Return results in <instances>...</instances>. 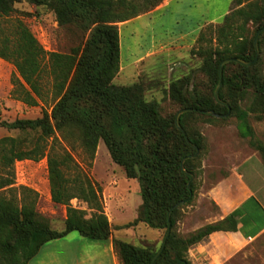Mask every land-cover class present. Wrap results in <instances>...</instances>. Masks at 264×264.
Returning a JSON list of instances; mask_svg holds the SVG:
<instances>
[{
	"label": "trees",
	"instance_id": "1",
	"mask_svg": "<svg viewBox=\"0 0 264 264\" xmlns=\"http://www.w3.org/2000/svg\"><path fill=\"white\" fill-rule=\"evenodd\" d=\"M22 1L47 8L59 27L73 25L87 33V38L68 53H59L46 52L20 22L10 34H0V59L15 69L10 96L34 107L45 102V87L49 85L52 99L39 118L0 121V128L19 133L18 137L0 138V192L15 189V162L46 159L51 202L65 207L64 228L57 231L39 219L33 190L15 189L20 200L0 193V264H28L45 244L70 233L91 241L111 236L113 226L104 211L101 188L70 154L78 145L90 167L100 141L125 178L138 182L140 191L135 219L114 230L144 225L161 232L163 239L171 211L169 236L153 264H193L191 247L214 233L236 232L238 211L188 234L180 231V223L184 210L197 196L196 178L208 148L197 122L223 126L233 120L238 137L258 152L264 167V144L250 124L251 116L264 118V31L258 38L260 56L254 64L223 66L219 99L224 105L214 97L218 69L224 60L251 62L255 58L254 37L264 27V0H232L222 23L200 30L190 50V56L198 58L200 64L164 90L165 99L177 106L164 115L158 102L146 99L141 83L114 84L121 65L118 25L153 11L163 0H0V18L9 17L14 5ZM184 109L189 111L178 120L182 134L176 128L175 115ZM185 137L199 151L195 158L191 157L195 150ZM185 158L184 169L193 175L190 190L189 178L180 168ZM72 199L86 204L88 218L85 210L70 205ZM180 202L182 205L176 206ZM161 241L158 246H137L113 237L112 246L121 264H150Z\"/></svg>",
	"mask_w": 264,
	"mask_h": 264
},
{
	"label": "rangeland",
	"instance_id": "2",
	"mask_svg": "<svg viewBox=\"0 0 264 264\" xmlns=\"http://www.w3.org/2000/svg\"><path fill=\"white\" fill-rule=\"evenodd\" d=\"M245 1L261 2V0ZM203 4L206 8L212 5V13L220 16L217 19L218 23H222L230 5L232 6L231 0L209 2L206 0ZM157 20L154 13L150 17L144 15L134 22L119 25L121 65L114 84L127 86L141 83L146 99L158 102L164 115L177 109L174 102L165 99L164 90L171 82L187 76L199 66L200 62L198 58L191 57L190 52H187V57L182 61H176L173 57V53L178 51L176 44L172 40L168 42L160 39L162 35L157 30ZM18 22L27 26L42 47L50 52L68 53L71 48L82 45L87 38V33L73 25L59 27L54 14L47 8L36 7L25 1L15 4L14 12L9 17L0 18V34H10ZM166 26L174 29L171 22ZM246 28L250 33L251 25L248 24ZM169 37H173V34L171 33ZM14 72L12 64L0 59V121L12 122L16 119L41 117L42 110L52 104L49 85L45 87V102L39 101L37 106L28 107L10 96L11 77ZM45 82L48 84L47 79ZM250 124L256 138L264 144V118L257 120L251 116ZM196 126L202 131L208 146L206 155L200 163L196 185L203 190L207 189L217 179L227 177L235 167V174L243 177V182L251 188L255 198L264 208V167L261 157L248 145L246 139L238 137L234 121L230 120L223 126L197 122ZM6 136L18 137L19 133L0 128V138ZM70 154L74 162L101 188L103 204L108 218L112 220L114 233L137 246L147 244L158 246L162 240V233L144 225L114 230L117 226L135 219L141 198L138 182L125 178L123 169L113 163L104 143L102 141L98 143L90 167L86 166L87 158L78 145L70 151ZM13 168L15 183L13 188L17 190L25 187L36 192L35 211L39 219L54 230H63L65 207L51 202L48 194L46 159L38 162H15ZM252 179L256 182L254 186L251 183ZM15 189L5 188L0 193L7 199L16 197L20 200L19 193ZM70 205L75 209L85 210V218L90 216V211L82 201L72 199ZM188 209L184 212L187 213ZM182 231L187 233L186 230ZM191 258L195 264H208L202 256L196 255L195 258ZM218 264H264V232L258 238L249 241L240 252Z\"/></svg>",
	"mask_w": 264,
	"mask_h": 264
},
{
	"label": "crops",
	"instance_id": "3",
	"mask_svg": "<svg viewBox=\"0 0 264 264\" xmlns=\"http://www.w3.org/2000/svg\"><path fill=\"white\" fill-rule=\"evenodd\" d=\"M204 1L206 0H163L153 11L145 14L147 17L156 14L161 40L175 42L178 51L173 53V57L176 61L187 57V52L194 46L202 28L211 23L220 24L217 21L220 16L212 13V5L206 8ZM142 17L144 15L123 25ZM168 21L173 24L174 29L166 26L170 23ZM171 33L173 37H169ZM262 51L264 77V47ZM253 182L251 183L254 186L256 182ZM188 208L180 223V231H187L184 234L219 222L234 211L239 212L236 232L214 233L190 248L189 257L193 264L195 262L191 257L195 258L196 255L202 256L208 264L222 263L264 232V208L255 198L251 188L243 182V177L235 174V167L227 177L217 179L207 189L199 188L193 204ZM104 211L106 214L105 207ZM108 221L112 226V220L108 218ZM113 237L122 239L114 231L104 241H91L77 233H70L64 238L45 244L28 264H121L112 246Z\"/></svg>",
	"mask_w": 264,
	"mask_h": 264
},
{
	"label": "water",
	"instance_id": "4",
	"mask_svg": "<svg viewBox=\"0 0 264 264\" xmlns=\"http://www.w3.org/2000/svg\"><path fill=\"white\" fill-rule=\"evenodd\" d=\"M263 31H264V27H263L261 30H259V31L256 33L255 37H254L255 58L253 59V61H251V62H246V61H243V60H240V59H226V60H224V61L220 64L219 69H218V84H217V87H216V89H215V91H214V97H215V100H216L219 104L224 105V103L221 102L220 99H219V90H220V88H221V84H222V68H223V66L226 65V64H228V63H236V64H240V65H243V66H248V65L254 64V63L257 61L258 57L260 56L259 47H258V38H259L260 34H261ZM227 109H228V114H229V112H230L229 107H227ZM188 111H189L188 109H184V110H181V111L177 112V114L175 115V125H176V128H177L182 134H183V130L181 129L178 120H179L180 115H182V114H184V113H186V112H188ZM205 114H206V115H209V116H212V117H214V118H221V116L215 115L213 112H205ZM228 114H227L226 116H224V117H227ZM185 140H186V142H187V143H188V144H189V145L195 150V153H194L191 157H192V158H195L196 156H198V154H199L198 149H197L194 145H192V144L188 141V139H187L186 137H185ZM186 159H187V158H185V159L182 160L181 165H180V168H181V171L183 172V174L186 175V176L189 178V181H188V183H187V188H188V190H190V184H191L192 181H193V175L190 174V173H188V172L184 169V161H185ZM180 205H182V202L178 203L176 206H180ZM170 214H171V211L168 213V217H167V219H168V230H167V232H166L164 238H163L162 241H161V246H160L159 251H158V252L156 253V255L152 258L150 264H153L154 261L157 259V257L160 255V253L162 252V250H163V248H164L165 242H166V240H167V238H168V236H169V233H170V223H169Z\"/></svg>",
	"mask_w": 264,
	"mask_h": 264
},
{
	"label": "built area",
	"instance_id": "5",
	"mask_svg": "<svg viewBox=\"0 0 264 264\" xmlns=\"http://www.w3.org/2000/svg\"><path fill=\"white\" fill-rule=\"evenodd\" d=\"M43 49L46 51V52H50V50H46V48L45 47H43ZM44 161H45V159H43ZM43 160H41V161H43Z\"/></svg>",
	"mask_w": 264,
	"mask_h": 264
}]
</instances>
